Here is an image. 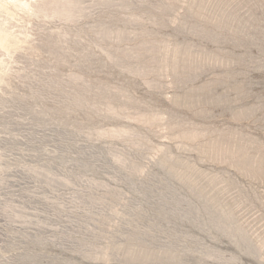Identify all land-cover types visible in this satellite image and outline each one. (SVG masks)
<instances>
[{"label":"rangeland","instance_id":"rangeland-1","mask_svg":"<svg viewBox=\"0 0 264 264\" xmlns=\"http://www.w3.org/2000/svg\"><path fill=\"white\" fill-rule=\"evenodd\" d=\"M0 264H264V0H0Z\"/></svg>","mask_w":264,"mask_h":264}]
</instances>
